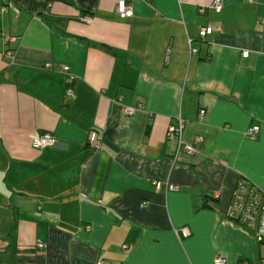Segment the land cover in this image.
<instances>
[{"label": "crops", "instance_id": "obj_1", "mask_svg": "<svg viewBox=\"0 0 264 264\" xmlns=\"http://www.w3.org/2000/svg\"><path fill=\"white\" fill-rule=\"evenodd\" d=\"M123 1L0 0V264H262L226 211L264 189V0Z\"/></svg>", "mask_w": 264, "mask_h": 264}, {"label": "built area", "instance_id": "obj_2", "mask_svg": "<svg viewBox=\"0 0 264 264\" xmlns=\"http://www.w3.org/2000/svg\"><path fill=\"white\" fill-rule=\"evenodd\" d=\"M221 0H212L211 6L215 12L221 9ZM115 10L120 17H126L131 14V7L125 4L123 0H116ZM83 22H88L89 18L84 16L81 18ZM212 28L210 26H205L198 31L199 38H203L210 34ZM194 48L190 47V52L193 53ZM247 51H242L241 56L245 57ZM61 71L66 74L69 80H72L73 76L69 72L67 66H62ZM64 95L72 98L73 91L70 86H66L64 90ZM204 110L200 109L199 113H203ZM134 113V109L131 107H124V114L131 115ZM184 123L180 117H177V121L174 125H169L167 127V134L169 136L175 135L178 139V143H181V133ZM256 129L255 127L250 129V133ZM195 141H200V136L194 137ZM55 139L48 132H40L36 137L31 139L30 143L33 148L42 149L45 147L52 146ZM87 146L96 150L99 148V139L97 133L94 129H91L87 133L86 137ZM184 152L186 154H193L194 149L190 143L183 144ZM168 189H175L173 186H168ZM226 217L245 229L249 230L256 243L264 244V189L256 186L247 178L241 177L235 183V186L231 190L229 203L226 211ZM182 235H186L187 231L185 228L178 230ZM35 246L37 248H42L44 244L42 242H36ZM125 248V246H122ZM213 264H225V258L221 256H216ZM239 264H246L245 262H240Z\"/></svg>", "mask_w": 264, "mask_h": 264}, {"label": "rangeland", "instance_id": "obj_3", "mask_svg": "<svg viewBox=\"0 0 264 264\" xmlns=\"http://www.w3.org/2000/svg\"><path fill=\"white\" fill-rule=\"evenodd\" d=\"M262 249L264 250V244H261ZM262 264H264V257L261 259Z\"/></svg>", "mask_w": 264, "mask_h": 264}, {"label": "trees", "instance_id": "obj_4", "mask_svg": "<svg viewBox=\"0 0 264 264\" xmlns=\"http://www.w3.org/2000/svg\"><path fill=\"white\" fill-rule=\"evenodd\" d=\"M260 244V243H259Z\"/></svg>", "mask_w": 264, "mask_h": 264}]
</instances>
